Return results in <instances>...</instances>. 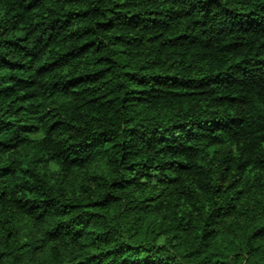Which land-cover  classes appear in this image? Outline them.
Masks as SVG:
<instances>
[{
    "label": "trees",
    "instance_id": "1",
    "mask_svg": "<svg viewBox=\"0 0 264 264\" xmlns=\"http://www.w3.org/2000/svg\"><path fill=\"white\" fill-rule=\"evenodd\" d=\"M0 264H264V0H0Z\"/></svg>",
    "mask_w": 264,
    "mask_h": 264
}]
</instances>
